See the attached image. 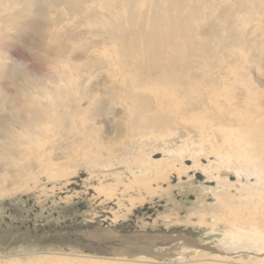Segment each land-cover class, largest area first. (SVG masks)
Segmentation results:
<instances>
[{
  "label": "rangeland",
  "instance_id": "obj_1",
  "mask_svg": "<svg viewBox=\"0 0 264 264\" xmlns=\"http://www.w3.org/2000/svg\"><path fill=\"white\" fill-rule=\"evenodd\" d=\"M75 1L76 9L70 0H0V192L8 191L0 196V264H34L51 255L59 256V264H264V250L249 242L254 229L260 234L255 239L264 240V181L250 175L251 165L239 153L242 142L228 122L216 125L204 115L184 122L176 155L194 156L175 159L178 169L146 185L154 194L140 196L137 187L125 191L118 181L134 179L124 167L113 166L131 137L130 126L121 89L98 69L99 60L119 58L123 42L143 34L156 13L176 15L185 0ZM242 1L186 4L201 8L195 39L240 58L231 94L237 86L257 93L264 113V6L244 10ZM228 10L240 14L242 23H228ZM130 13L137 14L132 27ZM249 27H254L250 33L242 30ZM57 84L64 86L59 93ZM35 106L55 109L62 132L24 150L26 137L20 141L15 135L27 132V110ZM6 124H13V136ZM148 159L165 158L156 152ZM196 165L202 170L194 175ZM181 167L188 170L181 173ZM111 189L115 192L106 197ZM249 201L259 209L256 221L249 219ZM99 232L105 238L98 239ZM116 232L136 239L113 244L109 238ZM150 236L185 237L215 252L172 251L184 241ZM216 255L220 260H213Z\"/></svg>",
  "mask_w": 264,
  "mask_h": 264
},
{
  "label": "bare ground",
  "instance_id": "obj_2",
  "mask_svg": "<svg viewBox=\"0 0 264 264\" xmlns=\"http://www.w3.org/2000/svg\"><path fill=\"white\" fill-rule=\"evenodd\" d=\"M70 1L71 3H67L71 8L76 9L80 6L79 1ZM245 1L241 2V8L244 10L260 9L264 6L261 1L247 0V4ZM200 14L201 8L194 6V8L188 9L186 0L177 6L176 15L169 12L156 13L143 34L135 32L133 41L123 42L119 58L106 56V59L99 60L98 69H104L109 76L113 77L121 89L122 100L120 99V101L124 102L123 105L126 109L124 117L130 126L131 137L122 149V153L113 163V166L117 168L124 167L130 175L129 178L134 179L130 182L126 179H119L118 182L125 186V191H133L137 187L140 196L143 195L141 191L154 194L155 192H148L149 186L146 185L157 183L163 179L164 173L172 172L176 167L178 169V166H175L176 163L174 165L175 159H191L194 155H182L179 158L176 155L178 151L174 144L179 140L177 134L182 132L183 123L187 120L190 121V119L201 118L200 116L203 115L212 119L216 125L228 122L235 128L242 146L238 141L235 145L239 143L237 146H240L239 153L243 160L245 159L244 164L251 165L252 174L250 175L255 176L259 181L261 179L264 181V119L262 117L264 113L261 111L260 102L262 96L241 86H234L231 94L229 89L232 84L236 83L232 78L234 71L237 65L242 66V63L236 53H218L209 45L195 39L196 20L200 18ZM239 15L232 14V11L228 10L225 18L228 23L235 21L242 23V18ZM136 20L137 14L130 13L131 27L135 25ZM253 29L254 27H249L242 30L250 33ZM220 50L222 51L223 48ZM88 76L90 75L88 74ZM63 87V85L57 84L55 88L59 93ZM226 93L227 96L221 100V97ZM250 105L253 106V109H250ZM42 107L36 108L35 106L31 110L28 108L27 113L31 118L26 124L27 132H24V136L15 135L20 141L26 137L24 150L33 148L40 140L53 139L62 132L60 126L56 124V116L52 114L55 109L50 110ZM242 109L243 112L238 111ZM50 124H54L53 130L48 131L47 127ZM11 125L6 124L5 130L13 136L16 130ZM241 147H243L242 150ZM236 151L234 152L237 154ZM156 152H163L165 159L161 160L162 163L149 161L148 156ZM237 156L239 158V155ZM234 158L237 159V157ZM253 162L258 163V165L254 166ZM192 169L195 171L194 175L202 170L197 165L193 166ZM203 169L218 171L213 165H210L208 169L207 167ZM187 170L182 167L179 168L181 173ZM209 179L204 182H210ZM7 192L3 190L0 192V196ZM113 192L115 189H111L109 194L104 193H106V197H111L110 194ZM249 202V204L245 203L248 206L252 205V212L248 211L251 216L249 219L255 220L259 215L256 211L259 212V209L253 201V203ZM255 230H251L249 242L252 245H250L263 251L264 240L257 241L255 239L254 235L259 234ZM181 242L183 241L180 240ZM174 245L177 247L174 248ZM174 245L170 250H180L182 247L185 251L190 247L186 244L178 245V242ZM150 250L148 249L147 252L152 253L153 251ZM58 257H52V255L51 257H43L34 264H59L62 261L56 259ZM213 260H220V256L216 255ZM176 263L181 262L177 261Z\"/></svg>",
  "mask_w": 264,
  "mask_h": 264
},
{
  "label": "water",
  "instance_id": "obj_3",
  "mask_svg": "<svg viewBox=\"0 0 264 264\" xmlns=\"http://www.w3.org/2000/svg\"><path fill=\"white\" fill-rule=\"evenodd\" d=\"M97 234V233H96ZM98 236V239H103V238H105V236L104 235H101V234H97ZM116 238H114V239H121V242H123V243H126L128 240L127 239H130V240H134V239H136V236H134V235H129V238H128V236H126V237H121V236H115ZM151 240H157V241H160V242H171V241H173V240H182V241H184V243L186 244V245H188V246H190V247H193L194 249L196 248V249H199V250H203V251H208V252H212V253H214V250L212 249V248H207V247H202V246H199L198 244H196L195 242H193V240H191V239H186L185 237H177V238H175V239H172V238H167V237H159V236H150L149 237ZM109 239H112V238H109ZM138 239H141V238H139L138 237ZM127 240V241H126ZM112 241V240H111Z\"/></svg>",
  "mask_w": 264,
  "mask_h": 264
},
{
  "label": "flooded vegetation",
  "instance_id": "obj_4",
  "mask_svg": "<svg viewBox=\"0 0 264 264\" xmlns=\"http://www.w3.org/2000/svg\"><path fill=\"white\" fill-rule=\"evenodd\" d=\"M80 220H78V222H79ZM9 224V223H8ZM7 225V224H6ZM4 228V227H3ZM117 231H119V230H117ZM98 233V232H97ZM102 232H99V234H101ZM118 233V234H117ZM115 235V234H114ZM121 236V237H126V236H129V235H126V234H120V232H116V235L115 236ZM116 238V237H115ZM119 240H121L120 238L119 239H114V237L112 238V242H113V244H116V243H114L115 241H118L119 243H120V241ZM131 250V252L132 253H134V252H137L135 249H130ZM142 252H143V250H142Z\"/></svg>",
  "mask_w": 264,
  "mask_h": 264
}]
</instances>
